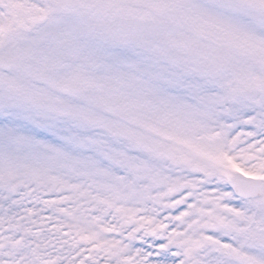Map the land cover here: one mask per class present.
Here are the masks:
<instances>
[{"label": "snow or ice", "instance_id": "snow-or-ice-1", "mask_svg": "<svg viewBox=\"0 0 264 264\" xmlns=\"http://www.w3.org/2000/svg\"><path fill=\"white\" fill-rule=\"evenodd\" d=\"M0 264H264V0H0Z\"/></svg>", "mask_w": 264, "mask_h": 264}]
</instances>
